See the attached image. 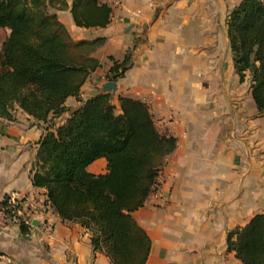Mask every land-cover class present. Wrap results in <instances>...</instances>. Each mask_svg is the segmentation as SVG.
Wrapping results in <instances>:
<instances>
[{
	"label": "crops",
	"instance_id": "crops-1",
	"mask_svg": "<svg viewBox=\"0 0 264 264\" xmlns=\"http://www.w3.org/2000/svg\"><path fill=\"white\" fill-rule=\"evenodd\" d=\"M57 12L73 41L103 38L93 57L101 68L68 98L69 113L108 83V57L128 69L109 92L146 104L160 134L176 140L157 179L163 198L151 193L132 214L151 247L146 264H241L227 250V236L255 215H264V132L260 130L248 76L235 74L227 37V16L241 0H98L111 14L105 28L74 25L70 6ZM89 80H91L89 82ZM15 121L0 120V204L13 196L43 206L32 227L0 231V264H111L93 253L90 233L63 223L45 205V191L33 188L32 168L48 127L20 110ZM105 174L106 161L88 166Z\"/></svg>",
	"mask_w": 264,
	"mask_h": 264
},
{
	"label": "trees",
	"instance_id": "trees-1",
	"mask_svg": "<svg viewBox=\"0 0 264 264\" xmlns=\"http://www.w3.org/2000/svg\"><path fill=\"white\" fill-rule=\"evenodd\" d=\"M67 9L66 0H0V30L8 32L0 44V120L14 122L20 110L47 125L31 177L33 188L45 191V205L63 223L88 231L93 253L103 252L111 264H146L150 239L132 214L153 192L176 140L158 132L146 104L119 97L117 111L101 92L61 125L49 123L67 112L68 98L80 101L82 87L101 68L92 55L105 40L73 41L57 18ZM70 13L77 28L90 30L105 28L111 10L98 0H74ZM226 25L235 74L240 83L248 76L263 117L264 0H241ZM108 61L104 79L115 83L129 67L127 57ZM100 159L105 174H90L88 166ZM0 205L5 208L6 199ZM19 230L26 235L30 227ZM227 250L241 264H264V215L231 231Z\"/></svg>",
	"mask_w": 264,
	"mask_h": 264
},
{
	"label": "built area",
	"instance_id": "built-area-1",
	"mask_svg": "<svg viewBox=\"0 0 264 264\" xmlns=\"http://www.w3.org/2000/svg\"><path fill=\"white\" fill-rule=\"evenodd\" d=\"M152 194L155 198H163L162 193L157 189V185L154 187ZM6 201L7 206L5 208L0 205V231L10 227L19 228L21 225L32 227L33 215L43 208V206L28 198L16 199L10 196ZM6 210H10L11 213L5 214Z\"/></svg>",
	"mask_w": 264,
	"mask_h": 264
},
{
	"label": "rangeland",
	"instance_id": "rangeland-1",
	"mask_svg": "<svg viewBox=\"0 0 264 264\" xmlns=\"http://www.w3.org/2000/svg\"><path fill=\"white\" fill-rule=\"evenodd\" d=\"M233 10V9H232ZM8 35V32L5 31V30H0V44L6 39ZM91 80H89L90 82ZM18 110L14 111L13 115L15 114V112H17ZM60 119V116H55V117H52L50 120H49V123L50 124H55L56 122L57 123H60L58 120ZM44 125V124H43ZM51 125V126H52ZM61 125V124H59ZM259 127H260V130H262V132H264V118L260 119L259 120Z\"/></svg>",
	"mask_w": 264,
	"mask_h": 264
},
{
	"label": "water",
	"instance_id": "water-1",
	"mask_svg": "<svg viewBox=\"0 0 264 264\" xmlns=\"http://www.w3.org/2000/svg\"><path fill=\"white\" fill-rule=\"evenodd\" d=\"M102 93H109V92H115L116 91V86L112 82H108L104 84L101 88ZM34 225V224H33Z\"/></svg>",
	"mask_w": 264,
	"mask_h": 264
}]
</instances>
